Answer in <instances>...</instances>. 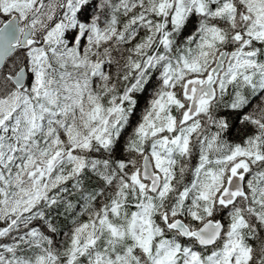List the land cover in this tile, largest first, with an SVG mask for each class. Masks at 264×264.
Returning <instances> with one entry per match:
<instances>
[{"label": "snow or ice", "instance_id": "obj_1", "mask_svg": "<svg viewBox=\"0 0 264 264\" xmlns=\"http://www.w3.org/2000/svg\"><path fill=\"white\" fill-rule=\"evenodd\" d=\"M0 264H264V0H0Z\"/></svg>", "mask_w": 264, "mask_h": 264}]
</instances>
